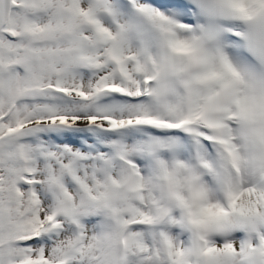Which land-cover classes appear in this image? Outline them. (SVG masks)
<instances>
[{"label":"snow or ice","instance_id":"1","mask_svg":"<svg viewBox=\"0 0 264 264\" xmlns=\"http://www.w3.org/2000/svg\"><path fill=\"white\" fill-rule=\"evenodd\" d=\"M0 264H264V0H0Z\"/></svg>","mask_w":264,"mask_h":264}]
</instances>
